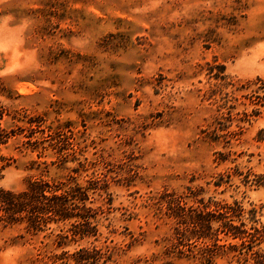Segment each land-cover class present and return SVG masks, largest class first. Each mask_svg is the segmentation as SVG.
<instances>
[{
  "label": "rangeland",
  "instance_id": "rangeland-1",
  "mask_svg": "<svg viewBox=\"0 0 264 264\" xmlns=\"http://www.w3.org/2000/svg\"><path fill=\"white\" fill-rule=\"evenodd\" d=\"M0 114V190L88 195L68 226L0 221V264H239L173 229L264 206V0H0Z\"/></svg>",
  "mask_w": 264,
  "mask_h": 264
},
{
  "label": "trees",
  "instance_id": "trees-1",
  "mask_svg": "<svg viewBox=\"0 0 264 264\" xmlns=\"http://www.w3.org/2000/svg\"><path fill=\"white\" fill-rule=\"evenodd\" d=\"M257 134V141H263L264 129ZM11 136L12 131L2 128L0 123V146L7 144ZM219 162L224 161L220 159ZM254 182L264 187V173L258 175ZM87 198V193L77 183L33 181L19 193L0 190V221L10 226L19 225L27 232L42 230L50 224L57 228L59 224L68 226L76 216L69 207ZM263 210L264 206L246 210L238 203L208 202L206 205L198 202L190 211L188 225L182 230L177 227L173 230L176 238L193 237L201 240L205 247L212 245L218 249L217 243L221 240L218 238L222 235L225 242L223 251L236 263L264 264V225L259 224L258 219L264 217Z\"/></svg>",
  "mask_w": 264,
  "mask_h": 264
}]
</instances>
